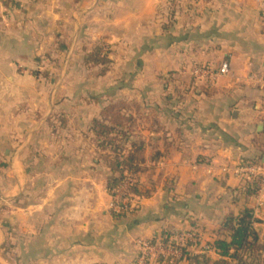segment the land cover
<instances>
[{
    "label": "crops",
    "instance_id": "0c3cea01",
    "mask_svg": "<svg viewBox=\"0 0 264 264\" xmlns=\"http://www.w3.org/2000/svg\"><path fill=\"white\" fill-rule=\"evenodd\" d=\"M182 1L184 26L171 32L157 18L173 14ZM103 33L117 34L118 49H140L152 40L157 49L167 39L168 54L172 43L184 45L180 137L168 134L162 146L153 133L151 144L142 139L140 205L115 216L109 170L91 131L101 108L78 102L77 92L69 93L77 103L55 102V91L20 70L6 78L0 90V264H136L141 241L173 232H194L201 248L229 241L230 222L245 209L258 237L255 262L233 250L227 256L192 251L177 263L160 262L241 264L243 257L245 264H264V194L250 193L238 173L242 164H264V16L256 0H0V63L9 70L12 61L38 60L56 47L84 60L78 49H86L85 36ZM223 63L226 75L195 73H217Z\"/></svg>",
    "mask_w": 264,
    "mask_h": 264
},
{
    "label": "rangeland",
    "instance_id": "374dc122",
    "mask_svg": "<svg viewBox=\"0 0 264 264\" xmlns=\"http://www.w3.org/2000/svg\"><path fill=\"white\" fill-rule=\"evenodd\" d=\"M171 11L166 17L157 19L160 24L173 32L174 27L184 26V1L174 8L173 14ZM179 36L177 39L184 37V33H180ZM92 37H96L95 41L91 40ZM84 41L88 42L86 49L83 46L78 49L79 54L85 53L84 60H72L74 51L56 47L52 51L46 50L38 60H24L25 64L17 65L12 61L11 70L0 63L1 77L4 76L2 77L4 80H0V90L4 91L6 78L15 76L20 70V75L25 73L34 75L36 81L40 82V86L46 91H55L56 95L53 92V96L56 97L55 102L60 103L68 98L70 99L68 101L77 103L81 98L78 102L100 107L101 110L123 103L125 105L123 113L133 119L132 122L125 120L122 122L125 125L123 130L131 128L132 137L145 138L148 144L152 142L150 141L152 133L156 135L155 139H160L161 146L165 143L168 134H172L173 138H179L180 129L182 126L184 128V108H182L184 45L178 42L172 43L167 50L169 53L164 54L163 51L166 50L163 47L167 39L163 40L161 48L158 44L156 50L153 40L146 42L140 49H118L115 44L118 42L116 33L87 35ZM97 49H100V59L107 57L109 60H106L105 64L96 66L90 59L96 55ZM155 56L161 60L155 59ZM28 83L26 82V85L29 90L32 87ZM78 91L83 92V95H78L80 94ZM69 93L71 95L74 93L78 99L74 101L69 98ZM0 99L2 103L4 97L1 96ZM60 116L62 114H55L54 120L61 122L63 118ZM53 117L51 118L50 115L48 118L53 120ZM146 152L143 154L144 157ZM138 191L142 192L140 183ZM141 243L142 241L139 247ZM192 251L195 249L188 245L185 252ZM136 264H161V262L157 258L148 257L143 263L142 258L139 257Z\"/></svg>",
    "mask_w": 264,
    "mask_h": 264
},
{
    "label": "trees",
    "instance_id": "16d2710c",
    "mask_svg": "<svg viewBox=\"0 0 264 264\" xmlns=\"http://www.w3.org/2000/svg\"><path fill=\"white\" fill-rule=\"evenodd\" d=\"M100 49H97L96 55L90 60L94 65H102L106 63L107 57L100 59ZM123 103L114 104L103 108L98 117L93 119L92 134L93 140L98 150L103 155L101 158L107 165L109 175L107 177V188L113 196L119 190L125 179L126 174H134L139 183V174L142 171V164L145 162L143 154L146 151V144L140 138L132 137L129 128L123 130L125 125L122 123L132 122V117H127L124 111ZM258 163V162H250ZM249 191V190H248ZM254 193L253 190H251ZM251 191H249L251 193ZM134 192L141 196L142 192L138 191V187H134ZM253 213L251 210L245 209L239 216L233 217L227 229L229 241L225 239H217L212 248L219 251L222 255H229L230 251H234L235 255L248 254V258L255 262L254 253L258 249V237L253 228ZM240 263L245 264V259L240 257ZM208 264L209 261H204Z\"/></svg>",
    "mask_w": 264,
    "mask_h": 264
},
{
    "label": "built area",
    "instance_id": "2783aa9c",
    "mask_svg": "<svg viewBox=\"0 0 264 264\" xmlns=\"http://www.w3.org/2000/svg\"><path fill=\"white\" fill-rule=\"evenodd\" d=\"M262 15L264 16V0H256ZM229 72V65L223 63L219 72L213 73L206 70H198L197 75H207L216 78L219 75H226ZM239 175L242 177L245 188L253 190L257 195L264 194V164L245 163L239 167ZM139 183L134 174H126L122 187L112 196L110 210L115 216H127L133 214L140 205L141 198L134 192V187ZM191 246L195 251L209 252L214 250L207 245L201 248L198 236L192 231L173 232L166 235L161 241H144L140 244L142 262L145 263L148 257L157 258L167 262L177 263L187 256L186 247Z\"/></svg>",
    "mask_w": 264,
    "mask_h": 264
}]
</instances>
